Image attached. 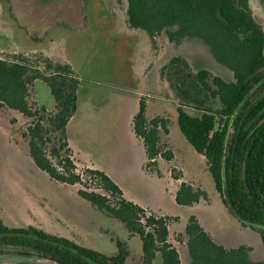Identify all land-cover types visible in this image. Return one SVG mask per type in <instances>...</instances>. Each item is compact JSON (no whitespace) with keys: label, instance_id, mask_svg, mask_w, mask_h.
<instances>
[{"label":"rangeland","instance_id":"1","mask_svg":"<svg viewBox=\"0 0 264 264\" xmlns=\"http://www.w3.org/2000/svg\"><path fill=\"white\" fill-rule=\"evenodd\" d=\"M249 9L264 28L262 1L249 0ZM125 10L124 0H0V58L23 55L40 70L45 58L71 66L79 81L74 120L79 141L76 137L73 153L105 172L125 199L169 219V242L175 245L181 264H189L190 258L176 238L191 218L223 247H249L252 259H264L259 233L229 213L204 158L181 134L177 102L160 78V69L174 57L185 59L193 71L207 70L225 82L233 81L232 73L196 39L174 45L162 34L154 50L143 31L127 26ZM141 99L148 120L158 117L166 122L168 133L160 130L161 148L172 154L170 160L157 157L153 173L143 169V144L132 127L133 111L138 110ZM28 102L33 109L44 106L51 110L54 105L49 87L40 80L31 86ZM26 124L20 114L0 110L3 224L8 228L36 226L106 256L117 254L115 242L119 241L128 252L125 264H137L142 254L138 236H129L120 221L81 199L76 193L80 186L57 183L34 165L21 136ZM80 151L88 153L87 157ZM73 157L80 174L87 164ZM181 183L205 198L191 206L177 204L175 194ZM19 260L4 257L0 264ZM154 264H161L159 256Z\"/></svg>","mask_w":264,"mask_h":264},{"label":"trees","instance_id":"2","mask_svg":"<svg viewBox=\"0 0 264 264\" xmlns=\"http://www.w3.org/2000/svg\"><path fill=\"white\" fill-rule=\"evenodd\" d=\"M124 1L127 26L143 31L154 50L162 34L174 45L196 39L232 73L233 81L225 82L207 70L193 71L185 59L174 57L160 69V78L177 102L180 132L204 158L223 204L242 225L259 233L264 248V28L251 14L249 0ZM36 80L49 87L51 110L30 106V88ZM78 85L68 63L45 58L40 70L23 55L0 58V110L14 111L27 121L21 136L34 165L57 183L80 186L76 193L81 199L120 221L129 236H138L142 254L137 264H154L158 256L161 264H181L169 242L167 217L125 199L103 171L85 167L77 172L67 125L77 110ZM132 124L145 152L143 169L153 173L157 157L172 158L161 148L160 130L168 133L166 122L158 117L148 120L141 99ZM202 197V192L181 183L175 201L191 206ZM176 240L187 248L189 264H264V259H252L249 247L217 244L194 218ZM115 244L117 254L106 256L36 226L8 228L0 219V258H20L3 264H125V245Z\"/></svg>","mask_w":264,"mask_h":264},{"label":"crops","instance_id":"3","mask_svg":"<svg viewBox=\"0 0 264 264\" xmlns=\"http://www.w3.org/2000/svg\"><path fill=\"white\" fill-rule=\"evenodd\" d=\"M77 111V110H76ZM138 110L135 108V110L133 111V115H132V117L135 115V113L137 112ZM75 120V115L69 120V122H68V125H67V138H69L68 139V142H69V145H70V143H71V145H70V147H72V144H73V147H76V144H77V138H78V141H79V137L78 136H76V131H78V125H77V122H75L74 121ZM131 120H133V118H131ZM72 122H74V125L72 126ZM133 127V126H132ZM77 137V138H76ZM142 142V141H141ZM71 150H72V148H71ZM72 152H73V150H72ZM81 153H82V156L84 157V158H86L87 157V155H88V153L87 154H84L82 151H80ZM73 155L75 156H77L78 158H79V154L78 153H73ZM80 158H82L81 156H80ZM79 158V160L81 161V162H83V163H86L87 164V167L88 168H92V169H95L94 168V166L93 165H88V163H87V161H85V160H82V159H80ZM93 166V167H92ZM105 173V172H104ZM109 177V176H108ZM212 238V237H211ZM213 239V238H212ZM214 241V240H213ZM215 242V241H214ZM217 243V242H216ZM217 244H219V243H217ZM219 245H221V244H219ZM175 246V245H174Z\"/></svg>","mask_w":264,"mask_h":264},{"label":"water","instance_id":"4","mask_svg":"<svg viewBox=\"0 0 264 264\" xmlns=\"http://www.w3.org/2000/svg\"><path fill=\"white\" fill-rule=\"evenodd\" d=\"M223 195L225 196V190L223 189Z\"/></svg>","mask_w":264,"mask_h":264}]
</instances>
